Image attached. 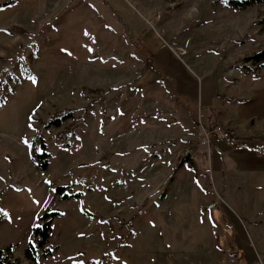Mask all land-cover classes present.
Listing matches in <instances>:
<instances>
[{
	"label": "rangeland",
	"instance_id": "374dc122",
	"mask_svg": "<svg viewBox=\"0 0 264 264\" xmlns=\"http://www.w3.org/2000/svg\"><path fill=\"white\" fill-rule=\"evenodd\" d=\"M263 18L264 5L224 0H0V249L11 261L34 264L25 249L48 212L52 253L38 264H264V108L226 124L239 136L230 145L192 120L208 80L264 100V67L239 68L264 49ZM186 147L193 162L179 166Z\"/></svg>",
	"mask_w": 264,
	"mask_h": 264
},
{
	"label": "trees",
	"instance_id": "16d2710c",
	"mask_svg": "<svg viewBox=\"0 0 264 264\" xmlns=\"http://www.w3.org/2000/svg\"><path fill=\"white\" fill-rule=\"evenodd\" d=\"M224 2L231 8L238 11H245L256 6L264 5V0H224ZM11 3H13V1H10L6 4L4 3L1 6L3 7ZM258 23L261 24L264 22H258ZM240 61L243 62L244 65H240L239 68H242L246 75L255 76L257 75V72L264 67V49H262L258 53L245 57ZM242 100L243 99H233V101H242ZM68 116L69 115L67 114L62 116L61 118L52 119L51 121H49L48 124L60 126L62 124V121L68 118ZM38 156L42 157V159H40L41 162L38 164V166L40 167L41 170H45L48 166V161H47L48 153L45 152L38 153ZM188 162H193V159L191 158V156L185 155L180 160L179 166H182ZM62 188L64 187L57 188V193L60 192ZM69 195L63 193L61 194V197H68ZM49 214L50 213L45 212L43 215H41L40 217L41 223L33 227L32 238L28 241L25 249L26 259L32 261L34 264H38L41 257L48 256L52 253V249L45 246L51 227L50 219H48ZM52 214H54V212ZM7 250L8 251H2L0 249V264H14L11 261L10 249L7 248Z\"/></svg>",
	"mask_w": 264,
	"mask_h": 264
},
{
	"label": "crops",
	"instance_id": "0c3cea01",
	"mask_svg": "<svg viewBox=\"0 0 264 264\" xmlns=\"http://www.w3.org/2000/svg\"><path fill=\"white\" fill-rule=\"evenodd\" d=\"M172 79V80H171ZM182 77L172 76V73L169 75L168 81L172 83V86L178 88L176 90L179 91V89H186L187 86L183 80H181ZM238 83V80L236 81ZM186 85V86H184ZM208 89H204L202 91L203 98L200 101V104L202 107L205 108L204 112H201V116L196 115V119L192 117V120L195 121V123H199V121L205 126V127H212L215 124H220L224 127L228 122H231L232 120L235 121L237 125H245L247 122L249 123L253 118L262 117L263 112H246L245 109L248 107H256L257 110H262L264 108V100H262V96L256 95V92L253 94V97L249 100L245 97H233L226 95L225 93H220L218 89L209 82L208 80ZM181 87V88H180ZM223 89H226V86H223ZM233 99H243L242 101H233ZM180 103V102H179ZM228 103L234 104L236 107V110H232L231 107L228 106ZM237 133V132H235ZM239 133V132H238ZM238 140L239 136L236 134ZM217 138V137H216ZM213 138H210V143H212ZM225 144V143H224ZM226 145V144H225ZM229 145V144H228Z\"/></svg>",
	"mask_w": 264,
	"mask_h": 264
},
{
	"label": "built area",
	"instance_id": "2783aa9c",
	"mask_svg": "<svg viewBox=\"0 0 264 264\" xmlns=\"http://www.w3.org/2000/svg\"><path fill=\"white\" fill-rule=\"evenodd\" d=\"M205 137L209 140L212 136H216L221 142L225 144H233L237 142V137L234 131L220 125L215 124L209 129L203 128ZM193 149L192 147H186L184 150V155H192Z\"/></svg>",
	"mask_w": 264,
	"mask_h": 264
},
{
	"label": "snow or ice",
	"instance_id": "6c2138e0",
	"mask_svg": "<svg viewBox=\"0 0 264 264\" xmlns=\"http://www.w3.org/2000/svg\"><path fill=\"white\" fill-rule=\"evenodd\" d=\"M33 82L35 83V81H33ZM2 214H3V215H5V216L7 215V213H6V212H3Z\"/></svg>",
	"mask_w": 264,
	"mask_h": 264
}]
</instances>
